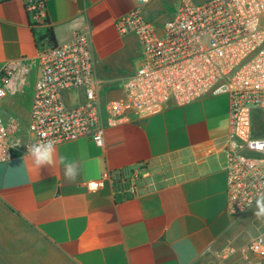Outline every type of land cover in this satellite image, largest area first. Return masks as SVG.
<instances>
[{"label": "crops", "instance_id": "obj_1", "mask_svg": "<svg viewBox=\"0 0 264 264\" xmlns=\"http://www.w3.org/2000/svg\"><path fill=\"white\" fill-rule=\"evenodd\" d=\"M44 2L55 44L90 31L102 101L122 98L120 81L133 74L130 62L140 55L137 39L120 35L116 19L138 9L160 29L178 6L177 0ZM41 33L29 26L21 0H0V70L23 63L35 71H17L0 101L5 121L16 120L21 133ZM228 108L226 96L171 105L107 127L103 147L86 137L57 143L53 163L42 169L27 150H16L0 163L6 211L0 213V264H201L227 250L237 219L226 208L220 148ZM18 138L21 147L30 139ZM61 158L80 164L76 183L64 180ZM105 173L103 187L88 191L85 183Z\"/></svg>", "mask_w": 264, "mask_h": 264}, {"label": "built area", "instance_id": "obj_2", "mask_svg": "<svg viewBox=\"0 0 264 264\" xmlns=\"http://www.w3.org/2000/svg\"><path fill=\"white\" fill-rule=\"evenodd\" d=\"M31 28L42 29L37 39V76L23 147L15 135L21 127L0 112V163L16 150L42 139L55 144L86 137L104 145L107 127L139 120L171 105L182 106L215 96L229 100L228 131L220 146L227 175V212L238 218L256 206L264 194V0H177L174 16L160 29L138 9L114 25L120 35L137 39L140 62L120 81L122 98L102 101V81L88 29L77 31L63 44H54L46 30L44 0H21ZM28 66L14 63L0 70V101L9 82ZM79 90L82 102L68 104L66 92ZM20 145L13 147V145ZM107 173L85 183L88 191L103 187ZM134 186L129 189L134 191ZM229 255L246 264H264V234L253 236ZM251 257L256 262L250 260Z\"/></svg>", "mask_w": 264, "mask_h": 264}, {"label": "rangeland", "instance_id": "obj_3", "mask_svg": "<svg viewBox=\"0 0 264 264\" xmlns=\"http://www.w3.org/2000/svg\"><path fill=\"white\" fill-rule=\"evenodd\" d=\"M193 1L197 3L202 0H193ZM139 62H140L139 55L131 60L130 65L132 66L133 70H136L138 68ZM28 72L30 74L32 72L34 73L35 72L34 68L33 70L32 69L28 70ZM64 98L68 104L82 102V95L79 90L66 92L64 94ZM23 125L25 126V122ZM19 136L22 139H28L25 131H23V133H19L16 135V137ZM256 211L257 208L255 206L254 208L245 212L236 219L234 234L232 235V238L229 241L228 249L230 247L237 249L245 245L253 236L260 233L264 234V216L257 217L256 215H254ZM0 213H6L5 209H3V207L1 206H0ZM227 250L215 255H211V257H209L205 261H202L201 264H246V261L241 259L239 254L235 253L233 255H229ZM250 260L253 262L257 261L256 259H254V257H251Z\"/></svg>", "mask_w": 264, "mask_h": 264}, {"label": "clouds", "instance_id": "obj_4", "mask_svg": "<svg viewBox=\"0 0 264 264\" xmlns=\"http://www.w3.org/2000/svg\"><path fill=\"white\" fill-rule=\"evenodd\" d=\"M20 145L19 142L13 145L16 147ZM27 147V156L32 157V161L38 168L49 167L54 161L56 152L55 143L50 139H42L35 143H29ZM63 165V178L68 183H76L80 176V164L74 161H69L61 158L60 161ZM257 211L254 213L257 217L264 216V194H260L256 199Z\"/></svg>", "mask_w": 264, "mask_h": 264}, {"label": "trees", "instance_id": "obj_5", "mask_svg": "<svg viewBox=\"0 0 264 264\" xmlns=\"http://www.w3.org/2000/svg\"><path fill=\"white\" fill-rule=\"evenodd\" d=\"M46 33L49 36V39L51 40V42L54 43V39H53V35H52V32H51V29H47Z\"/></svg>", "mask_w": 264, "mask_h": 264}]
</instances>
